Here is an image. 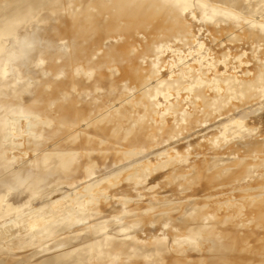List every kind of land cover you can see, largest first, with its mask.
I'll return each instance as SVG.
<instances>
[{
    "label": "bare ground",
    "instance_id": "bare-ground-1",
    "mask_svg": "<svg viewBox=\"0 0 264 264\" xmlns=\"http://www.w3.org/2000/svg\"><path fill=\"white\" fill-rule=\"evenodd\" d=\"M0 264H264V0H0Z\"/></svg>",
    "mask_w": 264,
    "mask_h": 264
}]
</instances>
